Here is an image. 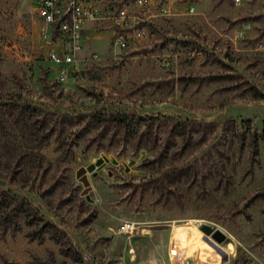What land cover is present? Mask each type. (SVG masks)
<instances>
[{
  "label": "rangeland",
  "instance_id": "obj_1",
  "mask_svg": "<svg viewBox=\"0 0 264 264\" xmlns=\"http://www.w3.org/2000/svg\"><path fill=\"white\" fill-rule=\"evenodd\" d=\"M36 7L0 0V103L37 110L0 132V188L64 231L82 264H172L177 253L176 264L264 263V140L251 159L221 127L231 118L239 131L264 129V99L241 95L237 85L246 80L264 92V0H176L147 24L143 40L126 37L124 46L107 22L89 24L64 81L50 54L69 51L68 36H42ZM226 74L237 77L180 80ZM96 111L219 126L184 149L176 137L166 153L169 130L161 126L158 146L134 152L131 141L98 143L87 128ZM51 126L55 133L39 145ZM127 219L142 234L119 233ZM175 219L184 226L175 230ZM203 223L223 239L206 237ZM27 229L0 231V264H38L48 253L73 264L52 240H29Z\"/></svg>",
  "mask_w": 264,
  "mask_h": 264
},
{
  "label": "trees",
  "instance_id": "obj_2",
  "mask_svg": "<svg viewBox=\"0 0 264 264\" xmlns=\"http://www.w3.org/2000/svg\"><path fill=\"white\" fill-rule=\"evenodd\" d=\"M237 76L226 74L225 76H209V77H187L181 78L183 85L192 82H211L222 79H235ZM238 86L242 87L241 95H247L251 99L263 100L264 92L250 82L240 81ZM221 89H229L223 87ZM36 109L13 101L0 103V132L5 133L6 125L9 121L11 124H20L23 126V119L26 120L33 117ZM53 116V114H51ZM87 128L95 131L94 138L98 143H102V139H106L108 146L114 144L131 141L134 152L141 148H154L158 146L159 128L165 126L168 128V134L165 138L166 146L162 149L167 152L169 145L176 142L175 138H181L184 149L192 138L203 139L207 133L214 131L219 125L212 121H197L192 119H180L167 117L162 115L142 116L138 114H126L121 112L107 113L104 111H96L88 115ZM66 116L59 115L58 120L62 124ZM248 122V120H247ZM222 131L237 138L238 149L243 151L245 148L249 151L251 159H255L259 152V142L264 140V129L261 133L252 131L250 126L244 130H237V124L234 119H225L222 122ZM46 127L45 130H47ZM54 128L51 126L44 133L42 141L39 145L48 141L50 136L54 134ZM62 140L59 146H62ZM66 153L65 150H62ZM23 225L28 226L25 235L29 240H35L38 243L50 239L59 245V252L63 257H68L73 264H82L79 252L71 245L66 233L59 229L53 222L45 219L39 211L33 207L26 199L18 198L10 191L0 188V231L16 232L20 231ZM38 264H64V262H56L53 254L48 253L45 258H36Z\"/></svg>",
  "mask_w": 264,
  "mask_h": 264
},
{
  "label": "built area",
  "instance_id": "obj_3",
  "mask_svg": "<svg viewBox=\"0 0 264 264\" xmlns=\"http://www.w3.org/2000/svg\"><path fill=\"white\" fill-rule=\"evenodd\" d=\"M36 11L40 18V34L44 37L51 33L68 36L71 49H63L50 54L53 62L61 64L59 81L66 79L75 62V54L84 44V34L89 24L104 21L112 30V39L124 46L126 37L139 42L147 36V24L157 15L170 13L176 0H36ZM239 1V0H235ZM128 33V34H126ZM184 220H172V227H179ZM142 228L134 221L123 220L118 227L119 233L127 236L142 234ZM249 264H264L250 262Z\"/></svg>",
  "mask_w": 264,
  "mask_h": 264
},
{
  "label": "water",
  "instance_id": "obj_4",
  "mask_svg": "<svg viewBox=\"0 0 264 264\" xmlns=\"http://www.w3.org/2000/svg\"><path fill=\"white\" fill-rule=\"evenodd\" d=\"M200 229L204 232L206 237H208L207 235L210 234L217 241L222 240L224 237L223 233L218 228L211 226L209 224L206 223L201 224Z\"/></svg>",
  "mask_w": 264,
  "mask_h": 264
},
{
  "label": "bare ground",
  "instance_id": "obj_5",
  "mask_svg": "<svg viewBox=\"0 0 264 264\" xmlns=\"http://www.w3.org/2000/svg\"><path fill=\"white\" fill-rule=\"evenodd\" d=\"M189 221H187V222H185V224L186 225H189L190 223H188ZM184 226V223H183V225H181V226H179V227H176V228H174L175 230L176 229H178V228H182ZM188 228H186V229H184V233H187V235L189 234V229L187 230ZM188 231V232H187ZM176 240H183L184 238H182V236H180V235H176V236H173ZM172 237V238H173ZM179 243V242H178ZM180 244V243H179ZM182 245V244H181ZM183 246V245H182ZM181 246V247H182ZM178 247H179V245H178ZM183 253V252H182ZM186 253H188V251L187 252H185V253H183V255H185ZM177 255H178V253L176 254V257H174V258H172V264H176V262H178V259H177ZM174 260V261H173ZM178 264H180V263H178Z\"/></svg>",
  "mask_w": 264,
  "mask_h": 264
}]
</instances>
